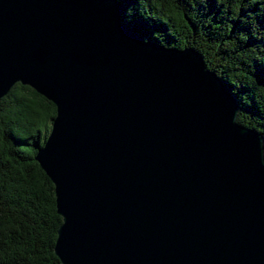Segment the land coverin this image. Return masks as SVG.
Masks as SVG:
<instances>
[{
	"label": "water",
	"instance_id": "95a60500",
	"mask_svg": "<svg viewBox=\"0 0 264 264\" xmlns=\"http://www.w3.org/2000/svg\"><path fill=\"white\" fill-rule=\"evenodd\" d=\"M118 0H0V98L56 114L35 160L62 264H264V143L192 47L143 40Z\"/></svg>",
	"mask_w": 264,
	"mask_h": 264
},
{
	"label": "trees",
	"instance_id": "16d2710c",
	"mask_svg": "<svg viewBox=\"0 0 264 264\" xmlns=\"http://www.w3.org/2000/svg\"><path fill=\"white\" fill-rule=\"evenodd\" d=\"M143 40L192 47L236 97V120L264 143V0H118ZM53 102L15 83L0 98V264H62L54 184L35 160Z\"/></svg>",
	"mask_w": 264,
	"mask_h": 264
}]
</instances>
